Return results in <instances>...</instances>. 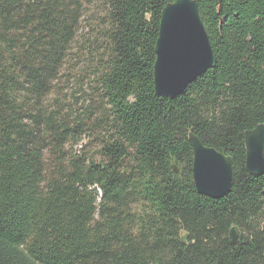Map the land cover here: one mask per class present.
Wrapping results in <instances>:
<instances>
[{"label": "trees", "instance_id": "1", "mask_svg": "<svg viewBox=\"0 0 264 264\" xmlns=\"http://www.w3.org/2000/svg\"><path fill=\"white\" fill-rule=\"evenodd\" d=\"M87 1L0 0V264H264L245 142L264 122V0H198L217 65L175 98L154 83L175 0H104L83 36ZM77 42L86 106L53 96ZM190 131L231 156L226 196L198 192Z\"/></svg>", "mask_w": 264, "mask_h": 264}, {"label": "water", "instance_id": "2", "mask_svg": "<svg viewBox=\"0 0 264 264\" xmlns=\"http://www.w3.org/2000/svg\"><path fill=\"white\" fill-rule=\"evenodd\" d=\"M155 52V89L164 97L175 98L185 93L189 84L217 65L198 0H175L164 7ZM189 141L194 149L193 178L198 192L211 198L226 196L233 182L231 156L204 144L193 131L189 132ZM245 142L247 171L264 174V122L245 132ZM240 235L239 227L232 226V241L238 242ZM187 236L182 235L184 243Z\"/></svg>", "mask_w": 264, "mask_h": 264}, {"label": "rangeland", "instance_id": "3", "mask_svg": "<svg viewBox=\"0 0 264 264\" xmlns=\"http://www.w3.org/2000/svg\"><path fill=\"white\" fill-rule=\"evenodd\" d=\"M104 0H88L87 1V9H86V17L83 22V28L81 32L86 35L90 31V27L95 26L98 21L99 16L104 11ZM79 47L78 42L75 44V49L72 54V58L63 69L60 79L58 80L57 90L59 93L54 92L53 96H58L63 102L73 103L74 106H86L89 104L91 100L94 102L97 101V95L93 96L92 93L93 87L91 88L90 80L85 78L83 75L82 67L86 61V53H77V49ZM96 83H93V86ZM90 96H93L92 99L86 101V99ZM79 98V99H77ZM79 100V101H78ZM92 140V143H88ZM82 143H87L89 149L94 150L98 146V141L94 138H85ZM77 148H81V146L77 145Z\"/></svg>", "mask_w": 264, "mask_h": 264}]
</instances>
